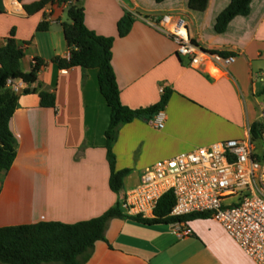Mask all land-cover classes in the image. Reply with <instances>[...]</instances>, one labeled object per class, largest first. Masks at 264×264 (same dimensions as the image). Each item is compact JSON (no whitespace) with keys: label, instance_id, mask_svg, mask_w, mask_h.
<instances>
[{"label":"crops","instance_id":"0c3cea01","mask_svg":"<svg viewBox=\"0 0 264 264\" xmlns=\"http://www.w3.org/2000/svg\"><path fill=\"white\" fill-rule=\"evenodd\" d=\"M0 0V47L13 33L29 73L42 62L34 83L16 81L18 108L10 119L16 158L0 173V228L44 222L75 224L101 216L119 201L109 188L105 131L110 111L100 94L96 69H61L68 59L63 25L67 8L55 2L28 15L22 8L40 0ZM188 0H78L86 27L112 37V69L122 105L142 109L170 91L164 125L135 119L120 127L112 147L117 171L128 169L123 188L138 183L141 172L159 160L200 146L244 139L253 124H264V0H252L247 17L232 20L225 33L215 19L229 0H208L203 12ZM128 11L129 34L118 37L117 22ZM164 15L185 21L201 50L226 52L233 64L218 72L208 64L196 70L176 54V44L147 22ZM48 23L44 32L40 23ZM40 93L54 95V108L40 106ZM264 164L262 139L253 142ZM142 226L123 219L108 222L104 240L95 243L85 264H255L214 220Z\"/></svg>","mask_w":264,"mask_h":264},{"label":"trees","instance_id":"16d2710c","mask_svg":"<svg viewBox=\"0 0 264 264\" xmlns=\"http://www.w3.org/2000/svg\"><path fill=\"white\" fill-rule=\"evenodd\" d=\"M21 3L22 0H16ZM68 0H40L30 5H23V10L32 15L41 11L46 5L55 2L65 3ZM78 0L75 1V3ZM165 0H153L160 5ZM208 0H188L187 7L195 12H203ZM252 0H229L226 8L215 19L214 31L225 33L229 23L237 17H247L250 13ZM70 24H64L63 36L68 50V59L55 60L61 69L79 67L82 70L96 69L97 83L101 96L110 111L109 124L105 131L106 157L110 169L109 188L118 194L123 188L124 178L130 173L125 169H115V156L112 147L117 139L121 126L135 119L150 121L155 115L163 111L170 91L164 89L160 100L150 107L132 110L120 101V92L112 69V48L114 39L97 35L88 29L84 23V10L75 4L67 7ZM134 18L128 11L117 22L119 38L127 36L131 30ZM48 23L42 22L37 31L44 32ZM222 56L226 52H218ZM24 58L22 48L18 47L13 33L0 47V173L7 171L16 158L17 142L10 131V119L18 108L16 94L6 87L8 80L34 83L42 66L38 59L29 73L21 70ZM40 106L54 108V95L40 93ZM264 124L250 126L252 142L262 139ZM173 205L171 194H165L159 201L153 219L131 217L125 215L119 208V202L104 212L101 216L81 221L75 224L58 222H44L34 225L0 228V264H85L91 255L96 242L104 240V233L108 222L118 218L142 226L172 225L186 223L193 219H208V214H191L181 217L169 215Z\"/></svg>","mask_w":264,"mask_h":264},{"label":"built area","instance_id":"2783aa9c","mask_svg":"<svg viewBox=\"0 0 264 264\" xmlns=\"http://www.w3.org/2000/svg\"><path fill=\"white\" fill-rule=\"evenodd\" d=\"M75 1L62 4L67 8ZM147 23L169 36L176 44V54L187 58L193 69L208 64L218 72L235 61L233 55L198 48L180 18L164 15ZM6 87L15 94L20 89L12 80ZM260 118L264 120V105ZM151 123L162 129L163 111ZM168 193L173 197L170 216L208 214L255 264H264V164L254 152L250 129L244 139L195 147L146 167L136 185L118 193L119 208L127 216L153 219L159 201ZM173 225L178 236H184L182 223Z\"/></svg>","mask_w":264,"mask_h":264},{"label":"water","instance_id":"95a60500","mask_svg":"<svg viewBox=\"0 0 264 264\" xmlns=\"http://www.w3.org/2000/svg\"><path fill=\"white\" fill-rule=\"evenodd\" d=\"M1 144V143H0Z\"/></svg>","mask_w":264,"mask_h":264}]
</instances>
